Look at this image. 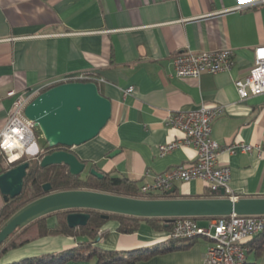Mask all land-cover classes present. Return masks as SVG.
I'll list each match as a JSON object with an SVG mask.
<instances>
[{
	"label": "crops",
	"instance_id": "0c3cea01",
	"mask_svg": "<svg viewBox=\"0 0 264 264\" xmlns=\"http://www.w3.org/2000/svg\"><path fill=\"white\" fill-rule=\"evenodd\" d=\"M264 46V0H0V133L19 95L36 98L69 75L91 73L100 92L112 102V116L95 139L72 148L105 174L126 177L138 187L157 174L198 158L192 147L161 157L158 147L183 138L167 126L171 113L221 105L225 112L213 123V139L221 146L244 142L252 153H222L221 165L231 168L229 187L236 198L264 197V95L241 100L235 81L246 78L255 50ZM231 49L230 70L200 78H177L174 57L191 51ZM134 87V92L125 91ZM15 96L9 97V92ZM119 151L114 157L110 155ZM3 166L7 167L6 162ZM181 198H203L209 189L201 180L174 186ZM5 201L0 191V211ZM57 217L47 219L48 228ZM210 220L199 223L207 225ZM108 221L97 247L124 254L148 251L166 243L168 231L142 221L138 231L121 233ZM85 237L42 236L37 225L24 229L0 264L59 253ZM259 236L247 264H264ZM137 264H203L209 242L198 238ZM189 244V243H188ZM166 245V244H165ZM163 246V247H167ZM126 257V256H125ZM96 259L67 264H96Z\"/></svg>",
	"mask_w": 264,
	"mask_h": 264
},
{
	"label": "built area",
	"instance_id": "2783aa9c",
	"mask_svg": "<svg viewBox=\"0 0 264 264\" xmlns=\"http://www.w3.org/2000/svg\"><path fill=\"white\" fill-rule=\"evenodd\" d=\"M233 55L231 49L200 53L187 51L177 54L173 60L175 76L200 78L205 73L218 74L228 71L233 64ZM70 82L96 83L97 79L93 74L83 72L61 78L51 86ZM235 87L241 100L264 95V46L256 48L254 66L246 78L235 81ZM133 92L134 87H131L125 91V95ZM8 96H15V92H9ZM33 99V95L23 94L15 98L7 123L0 133V155L7 166L24 157L41 160L45 155L43 148L35 147L37 140L35 130L39 128L25 115V109ZM224 112V106L211 107L202 104L197 110L171 113L167 119V126L179 130L183 138L160 145L159 155L163 157L181 147H192L197 151L198 158L190 165H181L155 175L152 181L145 182L139 187V193L142 196L160 194L168 192L178 183L201 180L211 193L220 195L223 189L225 195L229 197L232 193L229 187L231 168L219 163L220 155L237 152L252 153L258 147L244 142L223 147L213 139V123ZM13 154L18 155L16 160L11 158ZM262 233H264V215L233 214L215 217L205 226L191 217H184L173 221L167 240L206 239L209 246L203 264H247V255L251 251L248 243Z\"/></svg>",
	"mask_w": 264,
	"mask_h": 264
},
{
	"label": "water",
	"instance_id": "95a60500",
	"mask_svg": "<svg viewBox=\"0 0 264 264\" xmlns=\"http://www.w3.org/2000/svg\"><path fill=\"white\" fill-rule=\"evenodd\" d=\"M26 117L34 121L50 149H72L99 136L112 116V102L103 96L95 82H70L51 86L34 98L25 109ZM113 152L110 157L117 155ZM17 162V161H16ZM14 162V163H16ZM41 168L65 165L70 174L80 176L85 172L103 179L105 173L98 167L88 169L87 163L68 150L46 153L39 160ZM23 162L6 169L0 165V191L5 203L19 197L30 169ZM47 195L29 203L16 212L0 229V246L15 233L44 216L76 210L67 216V224L75 229L88 225L91 214L82 210L121 214L142 218H166L172 223L184 217H224L233 214L264 215L263 198H229L221 190L215 198L144 199L131 198L89 190L51 192L50 183L43 185ZM176 192L172 188L167 193Z\"/></svg>",
	"mask_w": 264,
	"mask_h": 264
},
{
	"label": "trees",
	"instance_id": "16d2710c",
	"mask_svg": "<svg viewBox=\"0 0 264 264\" xmlns=\"http://www.w3.org/2000/svg\"><path fill=\"white\" fill-rule=\"evenodd\" d=\"M46 153H52L56 150H68L64 147H57L56 149H50L46 144L42 147ZM25 158V157H24ZM17 161L7 167L3 166L5 162L4 158L0 155V165L9 169L15 167L23 162L29 161L31 166L28 171V175L24 181V188L21 195L15 199L10 200L4 204V207L0 211V229L2 226L20 209L28 205L29 203L47 195L43 190V185L50 183L52 185L53 192L72 191V190H89L101 193H107L112 195L131 197V198H145V199H176L181 198L176 192L168 194L167 192L160 194H153L142 196L139 193V187L137 183L130 181L126 177L113 176L105 174L103 179H99L89 172H85L80 176H74L70 174L69 169L65 165H54L47 168H41L38 159L28 158ZM96 168V167H94ZM218 193H209L203 198H215L219 197ZM91 214V219L87 226L72 229L67 224V216L76 210L59 211L32 222L24 228L17 229L13 235H11L0 246V259L10 250L16 249L24 245L27 241H19L22 231L37 225L41 235H69L73 237H85V241L79 242L74 247L64 250L59 253L47 254L39 257L26 258L18 262L11 264H67L69 262H87L96 259V264H137L139 261L153 256L154 254L161 252H171L175 245L167 246L172 242H186L182 244L179 249H185L194 240L188 241H173L168 240L166 243L157 245L154 249L148 251H131L124 254L112 251H104L97 247V244L101 238L107 233L101 232L102 227L110 220H115L120 224L119 231L121 233H134L138 231L140 223L145 221L149 223L157 231H170L172 223H169L166 218H142L121 214H107L108 219L102 217L103 213L95 210H82ZM57 217V225L50 229L47 226V219L50 217ZM192 219L200 222L203 220H211L215 217H191ZM259 236H264V233ZM255 237L249 245L256 243L258 237ZM189 243V244H188ZM166 244V245H165ZM167 246V247H163ZM177 248V247H174ZM259 250H264V241ZM126 256V257H125Z\"/></svg>",
	"mask_w": 264,
	"mask_h": 264
},
{
	"label": "rangeland",
	"instance_id": "374dc122",
	"mask_svg": "<svg viewBox=\"0 0 264 264\" xmlns=\"http://www.w3.org/2000/svg\"><path fill=\"white\" fill-rule=\"evenodd\" d=\"M36 131V136H37V140L35 142V147L40 149L42 147H44L47 143L44 139V137L42 136V133L40 132V130H35ZM24 159H27V157H25Z\"/></svg>",
	"mask_w": 264,
	"mask_h": 264
},
{
	"label": "bare ground",
	"instance_id": "6f19581e",
	"mask_svg": "<svg viewBox=\"0 0 264 264\" xmlns=\"http://www.w3.org/2000/svg\"><path fill=\"white\" fill-rule=\"evenodd\" d=\"M11 158H12L13 160H16V159L18 158V155L13 154V155L11 156ZM18 161H19V160H18Z\"/></svg>",
	"mask_w": 264,
	"mask_h": 264
}]
</instances>
